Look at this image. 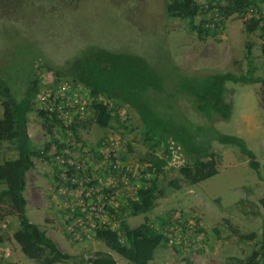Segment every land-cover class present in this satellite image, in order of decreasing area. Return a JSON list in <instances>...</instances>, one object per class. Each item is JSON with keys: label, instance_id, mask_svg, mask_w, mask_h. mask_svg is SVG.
Wrapping results in <instances>:
<instances>
[{"label": "rangeland", "instance_id": "374dc122", "mask_svg": "<svg viewBox=\"0 0 264 264\" xmlns=\"http://www.w3.org/2000/svg\"><path fill=\"white\" fill-rule=\"evenodd\" d=\"M228 1L222 0V3ZM210 14V11L206 12L207 16ZM206 15H199L196 22L201 23ZM221 20L215 35L201 36L190 29L187 20L168 16L166 0H0V75L20 96L25 84L23 67L30 56L28 50H39V54H45L55 66L89 43L112 49L128 48L153 65L170 68V64H174L191 74L231 71L247 75L252 70L253 77L263 75L261 30H248L243 17L237 13L222 16ZM247 41L252 44L253 68L246 58ZM39 54L32 59V65L40 75L41 90L48 91L52 83L60 87L64 81L56 82L53 70L47 69L50 64H45ZM261 87L262 82L258 81H228L225 96L233 107L228 120L217 115L208 119L196 111L187 98L179 104L181 116L193 125L242 137L258 160L264 163V107L259 105L258 96ZM2 100L0 98V117L3 115ZM43 104L37 101L35 110L29 114L28 126L33 146L42 149L51 137L50 128L44 126L43 118L37 113ZM118 111L120 120L113 119L107 128L85 126L86 118L78 120L83 147L94 157V152L103 151L95 160L91 174L96 179H104L102 183L109 182L112 177L109 174L114 163L111 165L110 160L132 163L142 174L146 164L141 159L151 151L143 141V123L138 114L126 107ZM54 134L63 137L64 132L57 125ZM71 142L76 141L69 137L68 143ZM211 147L218 161L216 175L191 185L185 181L191 171L188 161L181 168L166 167L159 176L163 193L157 198L153 212L139 215L129 212L128 196L119 184L121 189H117L116 194L107 193L105 197L97 198L98 205H104L107 213H98L92 222L96 226L105 224L119 230L116 211L121 209L132 227L149 221L168 236L169 232L174 233V240L158 248L149 264H186L188 261L194 264H250L256 240H242L234 235L226 219L244 233L257 232L260 240L264 230V207L255 208L254 205L264 197V167L252 169L248 157L236 145L212 140ZM54 149L52 147L48 153L35 158V166L27 175V215L47 231L60 249L74 256L55 264H88L85 259L96 251L110 249L96 239L95 230H92L96 227L86 229L78 225L76 220L80 214L77 211L73 215L70 213L69 206H78L81 196L76 185H69L66 181L68 167L61 166L60 171L59 166L64 162L52 158ZM161 152L162 148H158L157 153ZM15 155L12 144L3 142L0 162ZM74 161V164L65 161L72 166L74 176L82 179L90 175L82 154ZM142 177H139L137 186L145 184ZM5 186L1 183L0 191ZM1 206L0 244L8 249L9 254L3 251L0 264H40L37 259L28 257L14 239V232L20 228V219L8 200ZM109 207L116 211L111 212ZM254 208L259 214L246 212ZM174 214L175 217L183 214L197 219L195 234L199 237L194 245L185 242L180 232L171 227L175 225L171 219ZM121 236L126 242L124 232ZM111 252L118 264H132L115 251Z\"/></svg>", "mask_w": 264, "mask_h": 264}, {"label": "trees", "instance_id": "16d2710c", "mask_svg": "<svg viewBox=\"0 0 264 264\" xmlns=\"http://www.w3.org/2000/svg\"><path fill=\"white\" fill-rule=\"evenodd\" d=\"M208 5L210 7H208ZM249 5L248 0H229L223 4L222 0H166V12L173 18H183L188 21L191 30L201 36L215 35L219 24L214 28L210 23L217 16H229L234 13L244 16ZM211 12L210 16L206 12ZM205 14L201 23L196 18ZM247 29L252 31L260 29L259 22L253 20L246 22ZM261 30V29H260ZM30 53L27 65L23 67L25 84L21 95L12 91L9 82L0 75V98H2L3 115L0 117V146L3 142L12 144L16 155L0 162V184L6 186L0 191V219L3 217L1 204L8 200L12 211L20 219V228L14 232V239L21 245L22 251L30 258L37 259L40 264H55L64 262L74 256L59 248L56 241L39 223L33 222L27 215V188L28 172L35 166V158L43 153H48L52 147L53 159L58 154H63L66 148L72 147L68 138L76 143H81L78 133V120L86 118L85 126L98 125L107 128L113 119L120 120L119 108L126 107L135 111L143 123V141L151 147V151L143 156L145 163L141 179L145 184L137 186L135 196H128L127 208L133 215L147 214L154 210L157 198L163 193L160 190V173L168 167L172 156L173 146L180 147L186 158L185 163L191 169L185 176L188 184L194 185L204 181L218 173V161L216 153L211 150V141L218 140L221 143L233 144L240 148L248 157V164L252 169L264 167V163L258 160L246 141L237 135L211 131L200 125H193L181 116L180 102L187 98L192 107L199 113L212 119L215 115L223 119H230L233 113L231 102L226 99V83L262 82L258 91L259 105L264 107V67L263 75L252 76L253 71L246 74H236L231 71L215 72L206 75L191 74L170 64L169 67H159L151 64L144 56L128 48L112 49L97 44L89 43L75 51L71 57L64 59L57 65H52L45 54H39L33 50ZM264 55V43H262ZM43 53V52H42ZM252 44L247 41L246 58L252 65ZM39 57L45 64H50L47 69L53 70L56 82L76 83L82 87L79 92V102L73 107H80L83 99L87 100L84 115H73L65 111L73 110L66 95L56 93V86L41 90L40 75L35 71L32 63L35 57ZM43 65V64H42ZM56 88H55V87ZM62 85H60L61 87ZM40 92L49 93L50 98L37 110L43 118L44 126L51 133L49 142L45 147H34L29 134V114L35 110L37 96ZM85 93L88 97H85ZM72 95L73 92H67ZM64 96V97H63ZM73 99V98H72ZM54 107L50 110L47 106ZM62 105L63 110L58 107ZM115 106V107H113ZM114 110V111H113ZM69 119V120H68ZM62 128L63 137L55 136V126ZM82 145V149H85ZM58 147V148H57ZM162 152L157 153V149ZM96 151V150H95ZM95 160L102 155L98 150ZM51 156H49L51 160ZM111 163V160L109 161ZM61 163V162H60ZM67 166L66 181L73 185L74 170L69 163H61ZM175 183V181H172ZM124 192V191H123ZM109 201V200H108ZM264 207V197L259 199L257 206ZM122 207V206H121ZM248 209L246 212L259 214L258 209ZM114 211V207H109ZM116 211V210H115ZM77 214L83 215L80 210ZM116 218L120 221V229H114L109 225H100L95 228L96 239L101 240L110 251L99 250L85 260L88 264H118L111 251H115L132 264H149L155 258V254L161 246L170 243L171 238L149 221L132 227L126 220L121 209L116 211ZM231 232L242 240L255 241L252 250L250 264H264V230L258 240V233L242 232L230 219H226ZM264 229V219L262 221ZM87 232V231H85ZM121 232H124L127 241L122 240ZM186 264H194L188 261Z\"/></svg>", "mask_w": 264, "mask_h": 264}, {"label": "built area", "instance_id": "2783aa9c", "mask_svg": "<svg viewBox=\"0 0 264 264\" xmlns=\"http://www.w3.org/2000/svg\"><path fill=\"white\" fill-rule=\"evenodd\" d=\"M248 1L249 5L244 13L243 19L245 22H252L253 20H257L259 22V25L261 27V41L262 43H264V0ZM220 20L221 18L216 16L209 26L214 28L216 22H218L219 24ZM82 90V87L80 85H76V83L65 82L62 83L61 87L56 88V93H59V91H61L59 96L62 97V95H66L67 99H69L70 101V106L73 108V110L68 109L67 111H65L67 115H71L69 116L70 119H73V115H84V113L86 112V99H83L80 107H73L75 103L79 102V92ZM68 91L73 92V94H67ZM49 93L40 92L37 96L36 101L46 102L48 98H50ZM84 95H86L85 97H88L87 93H85ZM47 106L49 107V104ZM49 109L53 110L54 107H49ZM58 109L63 110L64 107L60 105ZM70 145H72V147L69 146V148H66L63 154L57 155L58 161L65 163V161L68 160L69 162H73L72 164H74L75 157L82 154L84 156V160L87 161L86 167L90 174L82 179H78V177L76 176L73 177V183L76 185V189L80 192L81 199L77 203L78 206H69L70 213L73 215L77 210H80L83 215H77L78 219L76 221L78 225H83L86 229H92L91 226H100H96V224L92 222L94 220L93 218L95 216H98V213L101 215H105V213H107L104 205H98L97 198L99 196L105 197L107 193L116 194L117 189L119 191L121 189L119 184L122 185V191H124L125 195L133 197L136 192V183H138L139 177H142L144 175L140 174L138 168L134 167L132 163L120 162L118 159H115L114 162H111V165L114 163V169L112 168L109 174L112 176L109 177L110 181L108 182L106 180L105 183H102L104 179H96L91 175L92 169L94 168L95 164L94 162H96L93 153L89 152L88 149H82L81 143L79 144L76 142H71ZM100 151L103 152L102 149H100ZM185 160L186 158L182 149L180 147L173 146L172 156L169 160L168 167H179L185 163ZM84 218H86L87 220L85 221ZM171 219H173L175 223V225H172L171 227L180 232V236L185 240V242L189 241L191 245H194L197 238L199 237V235L195 234V231L197 230V219L183 216V214H177L176 217L174 214V218ZM169 235L171 241H173L175 234L169 232ZM3 251L7 252L6 255L9 254L8 249L0 244V256L2 255Z\"/></svg>", "mask_w": 264, "mask_h": 264}, {"label": "crops", "instance_id": "0c3cea01", "mask_svg": "<svg viewBox=\"0 0 264 264\" xmlns=\"http://www.w3.org/2000/svg\"><path fill=\"white\" fill-rule=\"evenodd\" d=\"M31 171H32V169L28 172V174H30L31 173Z\"/></svg>", "mask_w": 264, "mask_h": 264}, {"label": "bare ground", "instance_id": "6f19581e", "mask_svg": "<svg viewBox=\"0 0 264 264\" xmlns=\"http://www.w3.org/2000/svg\"><path fill=\"white\" fill-rule=\"evenodd\" d=\"M101 155H99V157H100ZM102 158V157H101Z\"/></svg>", "mask_w": 264, "mask_h": 264}]
</instances>
